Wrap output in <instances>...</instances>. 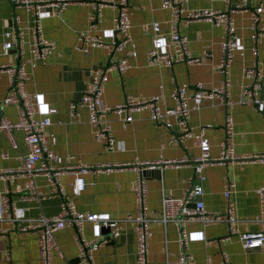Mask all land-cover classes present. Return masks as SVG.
Instances as JSON below:
<instances>
[{"label":"crops","instance_id":"1","mask_svg":"<svg viewBox=\"0 0 264 264\" xmlns=\"http://www.w3.org/2000/svg\"><path fill=\"white\" fill-rule=\"evenodd\" d=\"M100 1V0H96ZM264 0H189L185 13L196 9H216L229 12L234 19L239 47L235 50L229 68L231 107L226 108L218 100H204L200 109L190 115V124L195 136L200 127L210 124L201 141L195 137L183 143L177 140L180 126L174 116L160 121L150 117L149 109L133 112V120L126 122L123 115L110 114L115 135L113 150H107L94 139L92 117L85 108H79L78 116L72 117L69 103L77 101L93 70L114 64L127 54L129 68L120 73L111 70L104 83L102 102L108 105L122 103L127 95L136 97L160 96L161 106L173 105L171 93L176 87L190 90L196 83L212 88L220 84L223 75L214 65L219 61L221 45L225 39L224 29L210 20H194L181 25V32L188 39V48L193 56L203 59L200 64L175 63L171 67L150 64L146 51L154 40L167 36L169 11L162 8V0H129L132 41L111 55L103 46L89 47L87 53L75 49L79 33L86 29L91 11L90 1H77L58 11L50 7L41 9V22L46 38L55 42L53 53L44 61H32L29 55L21 58L26 69L25 90L34 99L37 116H49L51 123L44 134L47 148L56 153L49 164L66 168L77 163L102 166L83 175L85 188L78 195L72 191L73 173L61 175L63 191L51 192L52 186L43 174L31 181L22 173L23 156L27 152L24 134L12 130L8 135L0 131V198L8 197L16 206L25 209L27 219L53 216L61 209L63 199H71L76 210L83 214L97 213L103 218H126L135 210L133 166L137 162L160 163L157 171L146 176L148 185V216L156 219L150 224V264H173L177 261L179 247L178 231L172 223L163 225L157 219L161 214L163 194L181 198L185 189L195 184L203 187L199 196L208 210L225 212L224 184L234 183L230 199L235 205L240 231H258L260 224L252 221L260 210L255 192L264 187V114L242 100L244 83L243 69L259 66L264 73V37L257 32L264 25V12L258 7ZM119 0H107L101 8V21L96 34L104 43L113 39V18ZM245 3V4H244ZM28 23L32 13L23 6H13L10 0H0V65L18 60L15 49L8 55L2 53L4 31L13 23L14 15ZM15 33L12 32V39ZM256 49V53L253 49ZM12 84L6 73L0 75V98L11 92ZM264 97V80L260 90ZM55 112L48 114V109ZM10 121L18 120V109L9 104L2 109ZM233 118V146L239 161L207 163L199 173L194 170V160L207 152L210 157L220 154V143L225 136V118ZM186 158V161H181ZM148 169V168H146ZM36 190L37 197H31ZM120 234L101 243L93 252L88 264H133L136 260V237L133 223L123 221ZM94 223H86L81 235L91 241L105 233ZM0 264H39L37 233L21 231L7 220L0 219ZM189 235L188 254L193 264H222L226 253L232 264H264L259 250H245L237 235L219 245L208 243L228 234V223L219 222L204 226L199 222L187 224ZM62 255L52 254V264H82L78 259L79 243L76 232L65 227L55 232ZM209 259L210 261L208 262Z\"/></svg>","mask_w":264,"mask_h":264},{"label":"built area","instance_id":"2","mask_svg":"<svg viewBox=\"0 0 264 264\" xmlns=\"http://www.w3.org/2000/svg\"><path fill=\"white\" fill-rule=\"evenodd\" d=\"M86 0H10L13 6H23L27 12L32 13L30 22L23 23L18 15H14L13 23L4 31L5 40L2 44V53L8 55L11 49L18 53V60L10 64L0 65V75L6 73L12 84L11 92L0 98V131H5L8 135L12 130L22 131L27 148L23 156L22 173L31 179L37 174H43L49 180L54 194H61L63 186L61 175L71 170L74 177L71 183L74 195H78L85 188L83 175L89 170L100 169L102 166H93L77 163L66 168H55L49 164L50 160L56 159V153L47 148V140L44 134L45 128L50 125L49 116L38 117L36 105L33 97L26 92L25 62L21 58L29 55L32 61H44L55 49V42L46 38L41 22V9L50 7L61 11L68 4ZM91 3V11L87 17L86 29L82 30L78 37L75 49L82 53H87L89 47L103 46L111 55L115 50H123L131 41L132 34L131 20L128 12L129 0H119L117 13L113 18L112 34L113 39L109 43H104L98 38L96 31L101 21V8L107 0H88ZM189 0H162V8L169 11L168 32L163 39L154 40L152 46L146 51V59L150 64L171 67L175 63H186L188 65L200 64L203 59L193 56L188 48V39L181 32V25L194 20H210L216 25H221L224 29L225 39L221 45V55L214 68L224 77L220 84L212 88L206 87L203 83H196L190 90L185 87H176L171 96L173 105L161 106L160 96L136 97L127 95L122 103L108 105L102 102L104 83L108 71L117 70L122 73L126 71L130 64L127 54L114 64L106 67H99L93 70L81 97L77 101L69 103V112L72 117L78 116L79 108L85 107L92 117L94 139L103 144L107 150H113L115 146V135L111 124L110 114L123 115L126 122L133 120V112L142 108H148L150 117L155 121H160L166 116H174L180 126L177 137L179 143L186 139H195L200 142L204 136L205 129L210 124L200 127L199 134L195 136L193 126L190 124V115L193 111L199 110L204 100H218V102L229 108L233 104L230 98L229 68L232 64L235 50L239 47V37L235 33L234 19L229 12L216 9H196L185 13V5ZM229 1V0H227ZM245 4V3H244ZM259 12H264V2L258 7ZM12 32L15 38L12 39ZM257 36L264 37V25L257 32ZM256 53V49H253ZM244 83L242 86V100L253 105L259 112L264 114V97L260 96L264 73L259 66L245 67L243 69ZM15 104L18 109V120L10 121L3 113L4 106ZM55 112L54 108L48 109V114ZM225 136L220 143V154L217 157H210L204 152L194 160V170L199 173V179L205 177L201 175L202 169L207 163H222L225 161H239L244 159L235 154L233 146V118L227 114L225 118ZM183 158L181 161H186ZM160 165L153 162H137L133 166L135 177L133 180V192L135 197V210L131 216L126 218H103L97 213L83 215L79 213L71 199H63L60 211L53 216H39L33 219L25 217V209L16 206L5 195L0 198V219L3 214L7 215V220L14 223L21 231H33L37 233L39 264H52V254L62 255L55 238V232L65 227H71L76 232L78 248V262L88 264L91 262L92 252L110 237L120 234V223L130 221L136 237V260L133 264H150L148 254L152 231L150 224L156 219L148 216V185L143 170L152 169ZM234 183L227 181L224 184L223 196L226 200L225 212L208 210L204 202L199 199L191 207L190 203L195 197L203 193V187L195 184L186 188L181 198L163 194L161 200V214L157 219L163 225L172 223L177 231V243L179 253L177 261L173 264H193L188 254L189 235L187 224L189 222H199L204 226L219 222L228 223V234L208 241L210 244L219 245L220 242L229 240L231 236L237 235L243 249L259 250L264 261V187L255 189L259 198L260 210L258 215L252 219L260 224L258 231H240L237 228L239 219L236 215L235 205L230 199V194ZM31 197H37L36 190L31 191ZM86 223H94L99 226L110 228L109 234H102L98 238L88 241L81 235ZM1 235V229H0ZM222 264H232L226 253H222ZM208 262L210 261L207 259ZM66 264H71L67 262Z\"/></svg>","mask_w":264,"mask_h":264},{"label":"water","instance_id":"3","mask_svg":"<svg viewBox=\"0 0 264 264\" xmlns=\"http://www.w3.org/2000/svg\"><path fill=\"white\" fill-rule=\"evenodd\" d=\"M155 171H157L155 168H152V169H144L143 170V174L146 177L148 174L153 173ZM198 200H199V197H195L194 200H192V202L190 203V206L193 207L194 206V202L195 201H198ZM102 229L104 230L105 233H108L109 234V232H110V228L109 227H105L104 226V227H102ZM76 261H78V259H76Z\"/></svg>","mask_w":264,"mask_h":264}]
</instances>
